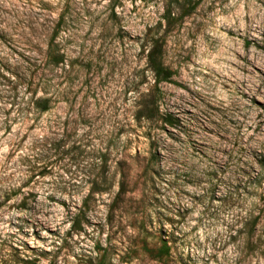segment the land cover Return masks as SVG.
I'll return each instance as SVG.
<instances>
[{
	"label": "rangeland",
	"instance_id": "rangeland-1",
	"mask_svg": "<svg viewBox=\"0 0 264 264\" xmlns=\"http://www.w3.org/2000/svg\"><path fill=\"white\" fill-rule=\"evenodd\" d=\"M0 264H264V0H0Z\"/></svg>",
	"mask_w": 264,
	"mask_h": 264
},
{
	"label": "trees",
	"instance_id": "trees-1",
	"mask_svg": "<svg viewBox=\"0 0 264 264\" xmlns=\"http://www.w3.org/2000/svg\"><path fill=\"white\" fill-rule=\"evenodd\" d=\"M148 64L155 75L157 83H167L171 81L173 77V73L169 69L164 67L162 63V54L161 51L159 50V47L154 48L149 53ZM43 111L46 112L47 108L44 107ZM167 120H168L167 123H169L170 125L173 124L171 116H169Z\"/></svg>",
	"mask_w": 264,
	"mask_h": 264
}]
</instances>
